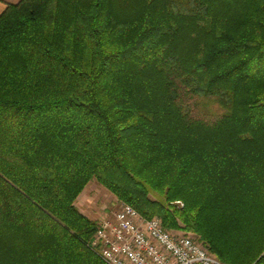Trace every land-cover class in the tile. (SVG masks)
Returning a JSON list of instances; mask_svg holds the SVG:
<instances>
[{
  "label": "trees",
  "instance_id": "obj_1",
  "mask_svg": "<svg viewBox=\"0 0 264 264\" xmlns=\"http://www.w3.org/2000/svg\"><path fill=\"white\" fill-rule=\"evenodd\" d=\"M91 180L264 264V0H19L0 14V264H106Z\"/></svg>",
  "mask_w": 264,
  "mask_h": 264
},
{
  "label": "built area",
  "instance_id": "obj_2",
  "mask_svg": "<svg viewBox=\"0 0 264 264\" xmlns=\"http://www.w3.org/2000/svg\"><path fill=\"white\" fill-rule=\"evenodd\" d=\"M89 246L106 264H223L194 235L173 233L128 204L99 222Z\"/></svg>",
  "mask_w": 264,
  "mask_h": 264
},
{
  "label": "rangeland",
  "instance_id": "obj_3",
  "mask_svg": "<svg viewBox=\"0 0 264 264\" xmlns=\"http://www.w3.org/2000/svg\"><path fill=\"white\" fill-rule=\"evenodd\" d=\"M123 204L128 203L120 201L105 187L98 184L96 180L88 182L75 200L76 208L91 220H95L97 224L118 211ZM171 231L178 234L187 233L181 230ZM187 234L191 233L188 232Z\"/></svg>",
  "mask_w": 264,
  "mask_h": 264
},
{
  "label": "crops",
  "instance_id": "obj_4",
  "mask_svg": "<svg viewBox=\"0 0 264 264\" xmlns=\"http://www.w3.org/2000/svg\"><path fill=\"white\" fill-rule=\"evenodd\" d=\"M19 0H0V14L3 12L7 4L17 3Z\"/></svg>",
  "mask_w": 264,
  "mask_h": 264
}]
</instances>
